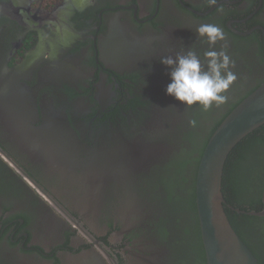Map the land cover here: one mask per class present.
<instances>
[{
    "label": "flooded vegetation",
    "instance_id": "af4514ba",
    "mask_svg": "<svg viewBox=\"0 0 264 264\" xmlns=\"http://www.w3.org/2000/svg\"><path fill=\"white\" fill-rule=\"evenodd\" d=\"M224 1L0 0V264H204L195 180L206 135L264 82L251 54L254 38L264 54V0ZM203 23L223 29L214 48L226 46L237 75L207 110L166 95L160 63L194 50L206 64ZM130 149L146 151L144 165L90 173L97 155ZM237 157L226 208L264 264V215L246 214L264 210V172L251 167L264 155Z\"/></svg>",
    "mask_w": 264,
    "mask_h": 264
},
{
    "label": "water",
    "instance_id": "95a60500",
    "mask_svg": "<svg viewBox=\"0 0 264 264\" xmlns=\"http://www.w3.org/2000/svg\"><path fill=\"white\" fill-rule=\"evenodd\" d=\"M224 2L228 3L226 0ZM254 29L262 30L261 27ZM251 32L252 30L236 33L245 36ZM262 32L264 35V31ZM262 126L264 82L224 117L202 152L196 172L195 207L206 264H259L230 224L225 208H234L227 203L222 185L226 164L236 147ZM145 152L130 149L109 154L107 157L103 154L97 155L94 160L98 161V165L91 166L90 173L95 178H104L115 173L126 174L144 165ZM236 212L241 211L236 209ZM246 214L261 216L264 215V210ZM69 219L79 226L75 220L70 217Z\"/></svg>",
    "mask_w": 264,
    "mask_h": 264
},
{
    "label": "clouds",
    "instance_id": "9594fccd",
    "mask_svg": "<svg viewBox=\"0 0 264 264\" xmlns=\"http://www.w3.org/2000/svg\"><path fill=\"white\" fill-rule=\"evenodd\" d=\"M196 31L198 37L206 38L210 45V50L204 53L206 64L194 50L163 57L160 63L170 70L166 95L186 108L195 105L207 110L228 101L227 92L237 80V75L232 71L235 61L226 51V46L219 51L214 48L218 41L226 40L223 29L213 23H203ZM190 123L195 125V121Z\"/></svg>",
    "mask_w": 264,
    "mask_h": 264
},
{
    "label": "trees",
    "instance_id": "16d2710c",
    "mask_svg": "<svg viewBox=\"0 0 264 264\" xmlns=\"http://www.w3.org/2000/svg\"><path fill=\"white\" fill-rule=\"evenodd\" d=\"M239 39V38H238ZM241 40V39H239ZM254 40L258 41V51H251V54L253 55H257L260 58V62L261 63H264V54H263V49H262V39L261 40H258L257 38H254ZM242 99L238 100L236 103L232 104L231 107H229V110L228 112L226 113V115L241 101ZM226 115H223L221 117V119L216 123V125H214V128H212V130L210 131V134L214 132V130L217 128V126L220 124V122L224 119V117ZM210 134L208 133L206 135V142L208 141L209 137H210ZM207 143H205L206 145ZM204 145V147H205ZM202 154V153H201ZM248 154H251V157L252 158H255V155L256 154H262L264 155V126H262L261 128H259L257 131H255L254 133H252L251 135H249L244 141H242V143L240 145H238L236 147V149L234 150V152L232 153L231 157L229 158L227 164H226V167H225V172H224V177H223V185H222V188H223V193L225 195V198L226 200L229 202L228 200V193H227V186H228V167L230 166V164L232 163V161L234 159H236L235 157L238 156L239 157V160L243 159L247 165L249 166V160H248ZM201 156V155H200ZM237 157V158H238ZM237 160V159H236ZM197 162V161H196ZM251 167H257V168H260V171L261 172H264V158L262 160H258L257 163L255 164H252ZM193 188H192V191L190 192V196H189V201L191 203V207L194 211V205H193ZM240 192V190L238 191V193ZM192 197V198H191ZM225 212H226V215L230 221V224L231 226L233 227V223L234 221L230 220V217H229V210H227V208H225ZM233 218V217H232ZM235 225L237 227V224L235 222ZM235 227V228H236ZM234 229V227H233ZM235 230V229H234ZM237 232V231H236ZM240 236V235H239ZM202 254V258H203V262L205 264V259H204V252H201Z\"/></svg>",
    "mask_w": 264,
    "mask_h": 264
},
{
    "label": "rangeland",
    "instance_id": "374dc122",
    "mask_svg": "<svg viewBox=\"0 0 264 264\" xmlns=\"http://www.w3.org/2000/svg\"><path fill=\"white\" fill-rule=\"evenodd\" d=\"M201 107V106H200ZM239 167L241 168V166L236 165L234 168V172L231 175V180L232 182L235 184L237 182V179L239 178ZM240 188V187H239ZM190 200V199H189Z\"/></svg>",
    "mask_w": 264,
    "mask_h": 264
}]
</instances>
